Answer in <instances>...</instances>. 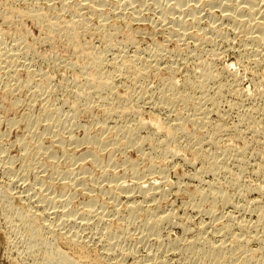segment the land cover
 Returning <instances> with one entry per match:
<instances>
[{"label":"rangeland","instance_id":"rangeland-1","mask_svg":"<svg viewBox=\"0 0 264 264\" xmlns=\"http://www.w3.org/2000/svg\"><path fill=\"white\" fill-rule=\"evenodd\" d=\"M128 1L102 0L101 7V0H0V264H106L99 238L110 228L118 247L135 252L124 264H149L151 256L214 264L185 251L198 235L230 247L234 236L243 244L247 238V250L264 254V220L257 223L264 213V47L253 45L251 18L264 14V0L249 2H261L259 12L248 6L245 17L239 14L247 18L243 26L237 9L250 0ZM180 17L186 31L177 34ZM142 120L148 125L136 132L139 140L126 145L125 134ZM173 120L178 127L168 131ZM155 179L151 195L139 194L136 182L150 188ZM116 180L131 185V199ZM131 200L144 202L134 224L125 219ZM65 201L78 212L66 229L52 213ZM157 213L169 219L150 233ZM82 220L89 225L82 228ZM58 250L59 260L52 257Z\"/></svg>","mask_w":264,"mask_h":264},{"label":"bare ground","instance_id":"bare-ground-1","mask_svg":"<svg viewBox=\"0 0 264 264\" xmlns=\"http://www.w3.org/2000/svg\"><path fill=\"white\" fill-rule=\"evenodd\" d=\"M89 1H91V0H89ZM93 1H95V0H92V2ZM129 1H131V0H129ZM128 1V2H129ZM134 1V0H133ZM160 1V0H159ZM183 1V0H182ZM221 1V0H220ZM219 1V2H220ZM63 2H64V0H63ZM69 2V1H68ZM99 2H100V0H99ZM99 2L98 3H96V4H98V5H95V6H100V4H102V6L101 7H103V2H104V0H103V2H102V0H101V2H100V4H99ZM127 2V1H126ZM176 2H179V3H176L177 5L178 4H181L180 3V0L179 1H176ZM204 2V1H203ZM242 2L243 1H241V4H242ZM249 2H251V0L250 1H248V4L246 5H239L240 7V9L238 10L237 9V12H238V19H240V20H238L239 21V23H238V21L236 20V18H235V20L237 21L236 23H238V25L240 26V25H242V21L243 20H247V18L246 19H243V17L241 18L240 16H242L244 13H245V10L247 9V8H251L252 10H255V11H257L258 9H261L262 7L260 6V4H261V2H259L258 1V3L257 2H254L255 3V5L254 4H251V3H249ZM87 3V2H86ZM105 3H106V0H105ZM157 3V2H156ZM183 3H184V1H183ZM182 3V4H183ZM191 3V2H190ZM213 3V2H212ZM245 3V2H244ZM258 4V6H259V8H258V6H257V4ZM38 4V3H37ZM124 4V3H123ZM128 4V3H127ZM130 5H131V2L129 3ZM175 4V5H176ZM238 4H240L239 2H238ZM238 4H237V6H238ZM249 4H251V5H249ZM89 5V4H88ZM92 5V4H91ZM90 5V6H91ZM162 5V4H161ZM177 5H176V7H177ZM228 5V4H227ZM95 6L93 7L94 9H92L93 11H96L95 9ZM126 6V5H125ZM229 6V5H228ZM249 6V7H248ZM262 6H263V4H262ZM89 7V6H88ZM92 7H90V8H92ZM160 7V6H159ZM158 7V8H159ZM162 7V6H161ZM180 7H181V5H180ZM261 7V8H260ZM99 8V7H98ZM136 8V7H135ZM173 8H175V7H173ZM172 8V9H173ZM177 8H179V7H177ZM196 8V7H195ZM212 8V7H211ZM235 8V7H234ZM264 8V7H263ZM262 8V9H263ZM38 9H40V8H38ZM100 9V8H99ZM102 9V8H101ZM131 9V8H130ZM180 9V8H179ZM179 9H177V10H179ZM250 9V10H251ZM91 10V11H92ZM132 10V9H131ZM235 10V9H234ZM249 10V9H248ZM33 11V10H32ZM134 11V10H133ZM138 11V10H137ZM136 10H135V12H137ZM139 11H140V9H139ZM138 11V12H139ZM174 11V13H175V10H173ZM222 11V10H221ZM224 11V10H223ZM247 11V10H246ZM75 12V11H74ZM99 12V11H98ZM186 12V11H185ZM188 12V11H187ZM226 12V11H225ZM229 12V11H228ZM237 12H235V14H231V16L232 15H236L237 14ZM252 11H250V13H251ZM257 12H259V10L257 11ZM26 13V12H25ZM122 13H123V11H122ZM133 13V12H132ZM160 13V12H159ZM195 13V12H194ZM253 13H254V11H253ZM32 14V13H31ZM31 14H29V15H31ZM52 14V13H51ZM78 14V13H77ZM115 14H116V12H115ZM120 14V13H119ZM188 14V13H187ZM225 14H227V13H225ZM229 14V13H228ZM239 14H241L240 16H239ZM248 15H249V12L247 13ZM28 15V14H27ZM193 15H196V14H193ZM245 15H246V13H245ZM33 16V15H32ZM34 16H38V15H36V14H34ZM41 15H39V17H40ZM74 16V15H73ZM80 16V15H79ZM180 16V15H179ZM201 16V15H200ZM229 16H230V14H229ZM233 16V17H234ZM244 16V15H243ZM250 16H251V14H250ZM254 16V15H253ZM253 16H251V18H252V20H253V23H254V26H252V33H254L253 35H254V37L252 38L253 40H252V42H254L253 43V45L255 44L256 45V47H264V14H262L261 15V12H260V15H259V17L257 16V15H255L254 17ZM257 16V17H256ZM261 16V17H260ZM42 17V16H41ZM40 17V18H41ZM61 17V16H60ZM166 18H168L167 16H165ZM164 17V19L166 20V18ZM185 17V16H184ZM193 17V16H192ZM208 17V16H207ZM232 17V18H233ZM236 17V16H235ZM245 17V16H244ZM249 17V16H248ZM37 18V17H36ZM88 18V17H87ZM134 18H136V17H134ZM174 18V17H173ZM181 19H179V20H181V21H175V23L173 24L174 25V31L178 34V33H180L181 31H183V27H184V31H186V27H185V25H183V23H181V22H184V21H182V17H180ZM194 18H196V17H194ZM193 18V19H194ZM228 18H231V17H227V19ZM250 18V17H249ZM248 18V21L250 20ZM56 19V18H55ZM74 19V18H73ZM175 19V18H174ZM234 19V18H233ZM232 19V20H233ZM13 20V19H12ZM137 20V19H136ZM164 20V21H165ZM176 20H177V18H176ZM235 20H234V22H235ZM251 20V21H252ZM66 21V20H65ZM77 21V20H76ZM172 21H173V19H172ZM193 21V20H192ZM247 21V22H248ZM190 22V21H189ZM195 22H198V20L197 21H195ZM246 22V21H245ZM69 23V22H68ZM166 23V22H165ZM171 23V22H170ZM194 23V22H193ZM243 23H244V21H243ZM250 23H252V22H250ZM52 24V23H51ZM246 24H249V23H246ZM246 24H245V26H246ZM165 25V24H164ZM169 24H167V26H168ZM187 25V24H186ZM192 25V24H191ZM199 25V24H198ZM237 25V26H238ZM250 25V24H249ZM252 25V24H251ZM189 26V25H188ZM243 26V25H242ZM248 26V25H247ZM246 26V27H247ZM58 27V26H57ZM73 27V26H72ZM172 27V26H171ZM190 27V26H189ZM232 27V26H231ZM88 28V27H87ZM168 28V27H167ZM250 27H248V29H249ZM74 29V28H73ZM248 29H247V31H248ZM59 30V29H58ZM157 30V29H156ZM172 30H173V28H172ZM199 30V29H198ZM251 30V29H250ZM72 32V31H71ZM189 32V31H188ZM169 33H170V31H169ZM205 33H207V31L205 32ZM249 33H251V31L249 32ZM173 34V33H172ZM185 34V33H184ZM191 34V33H190ZM189 34V35H190ZM195 34V33H194ZM221 34V33H220ZM175 35V34H174ZM197 35V34H196ZM252 35V34H251ZM250 34H249V36H251ZM178 36H180V35H178ZM194 36V35H193ZM198 36V35H197ZM200 36V35H199ZM198 36V37H199ZM214 36V35H213ZM249 36H248V38H249ZM183 37V36H182ZM196 37V36H195ZM178 38V37H177ZM180 38H181V36H180ZM191 38V37H190ZM249 39H251V37L249 38ZM181 40V39H180ZM226 40V39H225ZM229 42V41H228ZM196 43V42H195ZM198 43V42H197ZM194 45V44H193ZM200 45V44H199ZM157 48V47H156ZM256 50V49H255ZM76 51V50H75ZM163 51V50H162ZM258 52V51H257ZM256 52V53H257ZM260 52V51H259ZM261 53H263L262 51H261ZM261 53H259V55L261 54ZM169 54V53H168ZM256 55V54H255ZM254 55V56H255ZM258 55V54H257ZM122 56V55H121ZM258 60V59H257ZM253 61V60H252ZM142 63V62H141ZM156 63V62H155ZM71 64V63H70ZM85 65V64H84ZM140 65V64H139ZM11 66V65H10ZM2 67V66H1ZM4 67V66H3ZM147 67V66H146ZM158 67V66H157ZM118 68V67H117ZM8 69V68H7ZM150 70V69H149ZM29 72L31 71V70H28ZM176 71H177V69H176ZM175 71V72H176ZM173 72V71H172ZM211 72V71H210ZM15 74H17V72L15 73ZM155 74V73H154ZM18 77V76H17ZM100 77V76H99ZM32 78V77H31ZM92 78V77H91ZM175 79V78H174ZM196 79V78H195ZM95 80V79H94ZM137 80V79H136ZM139 80V79H138ZM18 81V80H17ZM109 81V80H108ZM164 81V80H163ZM14 82V81H13ZM172 83L171 84H173V81H171ZM202 84V83H201ZM137 85V84H136ZM142 85V84H141ZM170 85V84H169ZM198 85V84H197ZM31 86V85H30ZM35 86V85H34ZM98 86V85H97ZM138 86V85H137ZM174 86H175V84H174ZM104 87H105V85H104ZM106 87H107V85H106ZM110 87V86H109ZM108 87V90H111L110 88ZM144 87V86H143ZM169 87H171V85L169 86ZM10 88V87H9ZM98 88V90L99 91H101L100 90V88L101 87H97ZM174 88V87H173ZM40 89V88H39ZM106 89V88H105ZM97 90V89H96ZM98 90L96 91V92H98ZM95 91V90H94ZM102 91H104V90H102ZM101 91V92H102ZM162 91V90H161ZM33 92V91H32ZM95 92V93H96ZM215 92V91H214ZM110 93V92H109ZM177 93V92H176ZM222 93V92H221ZM97 94H99V92L97 93ZM120 94V93H119ZM131 95V94H130ZM178 95V94H177ZM87 96V95H86ZM105 96V95H104ZM102 97H103V95H102ZM139 97V96H138ZM140 98V97H139ZM139 98H138V100H139ZM182 98V97H181ZM180 98V99H181ZM185 98V97H184ZM130 99V98H129ZM132 99V98H131ZM130 99V100H131ZM137 99V98H136ZM143 99V98H142ZM178 99V98H177ZM81 100V99H80ZM211 100V99H210ZM217 100V99H216ZM144 101V100H143ZM183 101H184V99H183ZM18 102V101H17ZM162 102V101H161ZM80 103V102H79ZM128 103V102H127ZM16 104V103H15ZM138 104V103H137ZM91 105V104H90ZM97 105V104H96ZM203 105V104H202ZM72 106H73V104H72ZM150 106V105H149ZM27 107V106H26ZM91 107V106H90ZM124 107V106H123ZM208 108V107H207ZM108 109V108H107ZM139 109V108H138ZM222 109V108H221ZM83 110V109H82ZM199 110V109H198ZM203 110V109H202ZM206 111V110H205ZM118 112V111H117ZM209 112V111H208ZM77 113V112H76ZM137 113V112H136ZM202 113H203V111H202ZM29 114V113H28ZM139 114V113H138ZM201 114V113H200ZM206 115L205 116H207V112L205 113ZM211 115V114H210ZM47 116V115H46ZM186 116V115H185ZM201 116V115H200ZM209 116V115H208ZM159 117V116H158ZM170 117V116H169ZM174 117V116H173ZM202 117V116H201ZM46 118V117H45ZM140 118V117H139ZM171 118V117H170ZM169 118V119H170ZM177 118V117H176ZM57 119V118H56ZM126 119V118H125ZM175 119V118H174ZM178 119L179 120H181L180 119V116L178 117ZM178 119H176V120H178ZM185 119V118H184ZM248 119V118H247ZM36 120V119H35ZM39 120V119H38ZM50 120V119H49ZM48 120V121H49ZM52 120V119H51ZM64 120V119H63ZM140 120V119H139ZM178 120V121H179ZM172 121V120H171ZM174 121V120H173ZM177 121V122H178ZM141 123H140V126H138V127H135V128H133V127H131L132 129L130 130V133H128L129 135H127L128 137H126V134H125V138H126V141H129V142H126L125 143V140H123L124 141V143L126 144V145H129L128 143H130V146L131 145H133L132 143L134 142H136L137 140H139V139H137L136 138V132H138V130L140 129V127H142V126H144V125H148V124H146V123H144V121L142 120V121H140ZM151 122H153V121H151ZM156 122V121H155ZM159 122V121H158ZM158 122H156V123H158ZM170 122V121H169ZM176 122V123H177ZM200 122V121H199ZM204 122V121H203ZM30 123V122H29ZM48 123V122H47ZM47 123L46 124H44L45 126L47 125ZM165 123V122H164ZM31 124V123H30ZM48 124H52V122L51 121H49V123ZM149 124H150V122H149ZM159 124V123H158ZM158 124H154V125H158ZM169 124V123H168ZM167 124V125H168ZM170 124H173V126H169L168 127V131H173L174 129H175V127L177 126L176 124H175V121H174V123L173 122H170ZM174 124H175V126H174ZM182 123L180 122V125H181ZM184 124V123H183ZM205 124V123H204ZM210 124V123H209ZM150 125H152V124H150ZM166 125V126H167ZM29 126V125H28ZM153 126V125H152ZM160 126V125H159ZM162 126V125H161ZM160 126V128H164V127H161ZM199 126V125H198ZM224 126V125H223ZM262 126V125H261ZM54 127V126H53ZM104 127V126H103ZM153 127H155V126H153ZM178 127V126H177ZM177 127H176V129H177ZM181 127V126H180ZM202 127H203V125H202ZM219 127V126H218ZM47 128H49V126H47ZM52 128V127H51ZM51 128H49V129H51ZM156 128V127H155ZM160 128H158L157 127V129L156 130H160ZM167 128V127H166ZM165 128V129H166ZM182 128V127H181ZM55 129V128H54ZM223 129V128H222ZM251 129V128H250ZM45 130H46V128H45ZM86 130V129H85ZM162 130V129H161ZM178 130H179V128H178ZM180 130H183V129H180ZM261 130V129H260ZM68 131V130H67ZM168 131H166V132H168ZM187 131V130H186ZM216 131V130H215ZM220 131V130H219ZM56 132V131H55ZM58 132V131H57ZM71 132H72V130H71ZM176 132H178V131H176ZM176 132H174V134L176 133ZM261 132V131H260ZM67 133H70V132H67ZM111 133V132H110ZM179 133V132H178ZM184 133V132H183ZM216 133V132H215ZM259 133V132H258ZM27 134V133H26ZM57 134H59V133H57ZM56 134V135H57ZM63 134V133H62ZM138 134V133H137ZM167 134V133H166ZM172 134H173V132H172ZM220 134V133H219ZM254 134V133H253ZM55 135V133H54V135L53 136H56ZM66 135V134H65ZM171 135V134H170ZM181 135V134H180ZM61 136V135H60ZM69 136H70V134H69ZM188 136V135H187ZM205 136V135H204ZM56 137H58V136H56ZM171 137V136H170ZM176 137H177V135H176ZM203 137V136H202ZM69 138V137H68ZM72 138H74V137H72ZM89 138V137H88ZM135 138L137 139V140H135ZM59 139V138H58ZM62 139H65V138H63L62 137ZM62 139H61V142H60V139H59V142H60V144H62ZM71 138H69V140H70ZM128 139V140H127ZM213 139V138H212ZM57 140V139H56ZM69 140H68V143H70L69 142ZM72 140V139H71ZM76 140V139H75ZM87 140H89V139H87ZM98 140V139H97ZM119 140V139H118ZM118 140H116V141H118ZM135 140V141H134ZM116 141H115V143H116ZM123 141H122V143H123ZM165 141V140H164ZM208 141V140H207ZM25 142V141H24ZM23 142V143H24ZM64 142H67V141H64ZM73 142V141H72ZM82 142V141H81ZM84 142H86V140H84ZM91 142V141H90ZM89 142V143H90ZM95 142V141H94ZM120 142V141H119ZM161 142V141H160ZM22 143V142H21ZM54 143V142H53ZM74 143H75V141H74ZM80 143V142H79ZM114 143V144H115ZM207 143V142H206ZM39 144V143H38ZM137 144V143H136ZM249 144V143H248ZM24 145V144H23ZM22 145V146H23ZM41 145V144H40ZM64 145V144H63ZM116 145V144H115ZM124 145V144H123ZM169 145V144H168ZM202 145V144H201ZM118 146V145H117ZM42 147V146H41ZM73 147V146H72ZM38 148H39V146H38ZM64 148V147H63ZM94 148V147H93ZM200 148V147H199ZM66 149V148H65ZM140 149V148H139ZM171 149V148H170ZM197 149V148H196ZM1 150V149H0ZM64 150V149H63ZM91 150L93 151L94 149H92L91 148ZM153 150V149H152ZM89 151V150H88ZM95 151V150H94ZM93 151V152H94ZM109 151V150H108ZM225 151V150H224ZM91 152V151H90ZM93 152H91V154L93 153ZM167 152V151H166ZM262 152V151H261ZM4 153V152H3ZM31 153V152H30ZM259 153V152H258ZM64 154V153H63ZM89 154V153H88ZM91 154H89V155H91ZM94 154V153H93ZM92 154V155H93ZM96 154V153H95ZM94 154V155H95ZM163 154H165V153H163ZM218 154V153H217ZM83 155V154H82ZM81 155V156H82ZM91 155V157L93 158V156ZM199 155V154H198ZM220 155V154H219ZM85 156V155H84ZM83 156V157H84ZM86 156H88L87 154H86ZM85 156V157H86ZM115 156V155H114ZM205 156V155H204ZM83 157L81 158V159H83ZM88 158V157H87ZM222 158V157H221ZM224 158H226V154H225V157ZM231 158V157H230ZM217 159V158H216ZM42 160V159H41ZM85 160V159H84ZM93 160H94V158H93ZM165 160V159H164ZM219 160V159H218ZM225 160V159H224ZM112 161V160H111ZM127 161V160H126ZM213 161V160H212ZM221 161V160H220ZM243 161V160H242ZM110 162V161H109ZM164 162V161H163ZM213 164L214 163H217V162H212ZM164 164H165V162H164ZM222 164V163H221ZM99 165V164H98ZM215 165V164H214ZM6 166V165H5ZM173 166V165H172ZM210 166H211V164H210ZM216 167H217V169H218V166H217V164L215 165ZM228 166V165H227ZM7 167V166H6ZM48 167V166H47ZM216 167H213L214 169H216ZM259 167V166H258ZM8 168H10V166H8ZM88 168V167H87ZM220 168H222V167H220ZM43 169V168H42ZM166 169V168H165ZM213 169V170H214ZM115 170V169H114ZM212 170V171H213ZM229 170V168L227 169V171ZM9 171V170H8ZM12 171V170H11ZM68 171V170H67ZM138 171V170H137ZM137 171H135L134 169H133V171L132 172H135V174H136V172ZM215 172H218L219 170H214ZM260 171V170H259ZM20 172V171H19ZM90 172V171H89ZM231 173V172H230ZM73 174H75V173H73ZM123 174V173H122ZM135 174H133L134 176H135ZM163 174V173H162ZM232 174V173H231ZM70 175V174H69ZM80 176V175H79ZM120 176V175H119ZM126 177H127V175H125ZM124 176V177H125ZM157 176V175H156ZM233 176V175H232ZM65 177V176H64ZM117 177V176H116ZM132 177V176H131ZM135 177H137V176H135ZM139 177V176H138ZM163 177V176H162ZM235 177H236V175H235ZM239 177H240V175H239ZM77 178V177H76ZM114 179H115V177H113ZM112 178V179H113ZM120 178V177H119ZM141 178V177H140ZM140 178H138V179H140ZM233 178V177H232ZM237 178L238 177H236L235 178V181L237 182ZM12 179V178H11ZM116 179H118V178H116ZM129 179V178H128ZM137 179V178H136ZM161 179V178H160ZM163 179V178H162ZM167 179V178H166ZM13 180V179H12ZM79 180V179H78ZM119 180V179H118ZM118 180H116L117 181V183L115 182V185L119 188L118 190H120L121 191V195H126L125 197H127V198H130V197H132L133 195V192L132 193H130L131 191H130V187L129 186H131V185H126L125 183H127V182H118ZM121 180V179H120ZM165 180V179H164ZM43 181V180H42ZM115 181V180H114ZM135 182H136V180H134ZM138 181V180H137ZM149 181V180H148ZM157 181H159V180H157ZM157 181H156V179L155 180H151V181H149L150 182V188H145V186H143V187H141V185L139 184L140 182H142V181H140L139 183H135L136 184V186L139 188V190L137 189V191H139V194H140V190L142 191L141 192V194L143 193V195H144V197H146L147 195H149L150 193H151V191H153L154 192V190L155 189H157L158 188V186H156L157 185ZM167 181V180H166ZM144 182V181H143ZM217 182V181H216ZM113 183V182H112ZM132 183H133V181H132ZM231 183V182H230ZM42 184V183H41ZM143 184V183H142ZM164 184V183H163ZM74 185V184H73ZM114 185V184H113ZM165 185V184H164ZM227 185V184H226ZM101 186V185H100ZM135 186V185H134ZM135 186V189L133 188V186L131 187V189L133 188L135 191H136V187ZM231 186V185H230ZM260 186V185H259ZM126 187H129V191H127L128 189L126 188ZM42 188V187H41ZM260 188V187H259ZM101 189V188H100ZM107 189V188H106ZM117 189V188H116ZM127 189V190H126ZM132 189V191H134ZM212 189V188H211ZM214 189V188H213ZM108 190H110V189H108ZM117 190V191H118ZM224 190V189H223ZM115 191V190H114ZM157 191V190H156ZM155 191V192H156ZM162 191V190H161ZM215 191V190H214ZM257 191V190H256ZM6 192H7V190H6ZM16 192V191H15ZM152 192V193H153ZM158 192V191H157ZM199 192V191H198ZM210 192V191H209ZM212 192V191H211ZM216 192V194H217V192L218 191H215ZM220 192V191H219ZM223 192V191H222ZM252 192V191H251ZM0 193H1V188H0ZM116 193H118L119 194V192H116ZM130 193V194H129ZM4 194H5V191H4ZM7 194H8V192H7ZM43 194V193H42ZM41 194V195H42ZM137 194V193H136ZM158 194V193H157ZM213 194V193H212ZM221 193H219V195H220ZM226 194V193H225ZM241 194V193H240ZM1 195V194H0ZM46 195V194H45ZM45 195H44V197H45ZM146 195V196H145ZM151 195V194H150ZM205 195V194H204ZM203 195V196H204ZM223 195V194H222ZM12 196V195H11ZM17 196V195H16ZM135 196V195H134ZM202 196V195H201ZM215 195L213 194V197H214ZM217 196V195H216ZM223 196H225V195H223ZM222 196V197H223ZM29 197H31V196H29ZM41 197V196H40ZM43 197V198H44ZM70 197V196H69ZM118 197H119V195H118ZM117 197V198H118ZM136 197V196H135ZM220 197V196H219ZM27 198V197H26ZM47 198V197H46ZM134 198V197H133ZM151 198V197H150ZM149 198V199H150ZM215 198V197H214ZM41 199V198H40ZM131 199V198H130ZM143 199V198H142ZM156 199V198H155ZM205 199V198H204ZM215 199H217L218 200V198L216 197ZM224 199V198H223ZM46 200V199H45ZM144 200V199H143ZM147 200V199H146ZM203 200V199H202ZM225 200V199H224ZM48 201V200H47ZM128 201V200H127ZM133 200H131V203H129V204H127L126 205V208H125V210H126V212H127V214H128V216L126 217L125 216V219L128 221L127 223H131V224H134L135 223V221H136V219H137V214H139V211H141L143 208H144V202H143V204L142 203H138V202H132ZM150 201L152 202V199H150ZM214 201V200H213ZM216 201V200H215ZM42 202V201H41ZM119 202V201H118ZM226 202V201H225ZM68 202L67 201H65L64 202V204H63V207H62V210H60V208L56 211L55 210V212L53 211L52 213L53 214H55V218H56V221L58 222V226H60V227H64L65 225H69V224H71V225H74V221H75V219H76V217L74 218L73 216H75L78 212L76 211H74L73 210V208H69L68 207V204H67ZM145 203H146V201H145ZM148 203H150V202H148ZM215 203V202H214ZM98 204V203H97ZM85 205V204H84ZM94 205V204H93ZM146 205H148V204H146ZM145 205V206H146ZM152 205V204H151ZM194 205V204H193ZM229 205V204H228ZM89 206V205H88ZM150 206V205H149ZM212 206V205H211ZM117 207V206H116ZM153 207V206H152ZM151 207V208H152ZM212 207H214V206H212ZM236 207V206H235ZM58 208V207H57ZM101 208V207H100ZM148 208V207H147ZM150 208V209H151ZM90 209H92V208H90ZM90 209H89V211H90ZM160 209V208H159ZM212 209V208H211ZM238 209H240V208H238ZM250 209V208H249ZM60 210V211H59ZM77 210H78V208H77ZM93 210V209H92ZM118 210V209H117ZM148 211H149V209H147ZM215 210V209H214ZM253 210V209H252ZM84 211H85V209H84ZM84 211H82V212H84ZM89 211H87V212H89ZM94 211V210H93ZM119 211V210H118ZM153 211V210H152ZM261 211V210H260ZM87 212H85L86 213V215H88V217H89V213L87 214ZM147 212V211H146ZM23 213V212H22ZM90 213H92L91 211H90ZM94 213L96 214L97 212H95L94 211ZM108 213V212H107ZM142 213V212H141ZM163 213V212H162ZM18 214V213H17ZM16 214V215H17ZM25 214V213H24ZM27 214V213H26ZM81 214V213H80ZM125 214V213H124ZM158 214V213H157ZM169 214V213H168ZM18 215H23V214H18ZM50 215V214H49ZM103 215V214H102ZM152 215V214H151ZM156 215V214H155ZM27 216V215H26ZM26 216H23L24 217V219L26 218ZM53 216V215H52ZM80 216V215H79ZM93 216V215H92ZM96 216H97V214H96ZM106 216V215H105ZM113 216V215H112ZM230 216V215H229ZM20 217V216H19ZM22 217V216H21ZM22 217V218H23ZM28 218L30 217V216H27ZM33 217V216H32ZM35 217V216H34ZM54 217V216H53ZM78 217V216H77ZM83 217V216H82ZM81 216H80V218H82ZM86 218H87V216H85ZM84 217V218H85ZM91 217V216H90ZM89 217V218H90ZM94 217V216H93ZM153 217H154V214H153ZM214 217V216H213ZM224 217V216H223ZM21 218V219H22ZM43 218V217H42ZM47 218V217H46ZM84 218H82V219H84ZM100 218V217H99ZM142 218V217H141ZM151 218H152V216H151ZM155 218V219H154ZM153 219H154V221L153 220H151L152 222L149 224V226L147 227L149 230V232L151 233H154V232H157L158 231V229H159V227L161 226V224L162 223H164L165 221H168V219H169V217L167 216V215H159L158 214V216L156 215V217H154ZM232 218V217H231ZM259 218V220H258V222L257 223H259V222H262V220H264V213H262L261 212V214H260V217H258ZM27 219V218H26ZM25 219V220H26ZM54 219V218H53ZM79 219V218H78ZM95 219H98V217L97 218H95ZM147 219V218H146ZM15 220V219H14ZM23 220V219H22ZM24 220V221H25ZM87 220V219H86ZM100 220V219H99ZM98 220V221H99ZM101 220H102V217H101ZM125 220V221H126ZM12 221V220H11ZM89 221H90V219H89ZM105 221V220H104ZM125 221H123V222H125ZM143 221V220H142ZM87 221H80V223H83V224H81V227L84 225H87L88 223H86ZM147 222V221H146ZM218 222V221H217ZM240 222V221H239ZM246 222V221H245ZM12 223V222H11ZM77 223V222H76ZM92 223V222H91ZM95 223V222H94ZM107 223V222H106ZM149 223V222H148ZM175 223H176V221H175ZM242 223L243 222H241V226H242ZM26 224V223H25ZM113 224V223H112ZM126 224V223H125ZM131 224H129V225H131ZM172 224V223H171ZM218 224V223H217ZM251 224V223H250ZM89 225V224H88ZM120 225V224H119ZM170 225V224H169ZM226 225V224H225ZM224 225V226H225ZM234 225V224H233ZM238 225H239V223H238ZM239 225V226H240ZM55 226V225H54ZM83 226V227H84ZM95 226V225H94ZM146 226V225H145ZM202 226V225H201ZM200 226V227H201ZM230 226V225H229ZM232 226V225H231ZM14 227V226H13ZM33 227V226H32ZM59 227V228H60ZM69 227H71L70 225H69ZM78 227H79V224H78ZM82 227V228H83ZM108 227H110V226H108ZM128 227V226H127ZM126 227V228H127ZM207 227V226H206ZM49 228V227H48ZM55 228V227H54ZM65 229H66V227H64ZM80 228V227H79ZM121 228V227H120ZM143 228V227H142ZM199 228V227H198ZM241 228H243V227H241ZM244 228H245V226H244ZM61 229V228H60ZM69 229V228H68ZM128 229V228H127ZM138 229V228H137ZM184 229V228H183ZM225 229L228 231L230 228L228 227V226H225ZM232 229V228H231ZM255 229V228H254ZM17 230V229H16ZM15 230V231H16ZM28 230V229H27ZM34 230V229H33ZM40 231H41V229H39ZM39 230H37V231H39ZM50 230V229H49ZM51 230H52V228H51ZM61 230H63V229H61ZM80 230V229H79ZM79 230H77L76 232H74V234H73V236L74 237H71V238H75V237H77L78 236V233H79ZM104 230H106V229H104ZM117 230V229H116ZM115 230V231H116ZM188 230V229H187ZM213 230V229H212ZM246 230V229H245ZM67 231V232H66ZM68 231L69 230H65V232L66 233H68ZM71 231V230H70ZM100 231V230H99ZM128 231V230H127ZM126 231V232H127ZM230 232H231V230H229ZM52 232V231H51ZM50 232V233H51ZM56 232V231H55ZM54 232V233H55ZM104 232H106V233H104V235H102L99 239H100V241H102L103 243H104V247H105V254H102L103 256H105L104 258V262H106L107 261V263L106 264H124V260L127 258V257H131V256H134V258L136 257L135 256V252H133V251H131L129 248V250H126V247H125V249H124V246H123V248L122 247H118V244H119V239H118V241H117V239H116V241L118 242H115V240L113 239V237H114V231H113V229H108L107 231H104ZM123 232H124V230H123ZM145 232V231H144ZM159 232V231H158ZM157 232V233H158ZM234 232V231H233ZM38 233V232H37ZM41 232H39V236L40 235H43V233L42 234H40ZM53 233V232H52ZM64 232L62 231V234H63ZM65 233V234H66ZM70 233V232H69ZM136 233V232H135ZM156 233V234H157ZM186 233V232H185ZM226 233V232H225ZM65 234H64V236H65ZM128 234V233H127ZM227 234V233H226ZM231 234V233H230ZM70 235H72V234H70ZM122 235V234H121ZM222 235V234H221ZM234 235V234H233ZM63 236V235H62ZM115 236H117V235H115ZM126 236V235H125ZM125 236H124V238H125ZM130 236V235H129ZM152 236V235H151ZM154 236H155V234H154ZM158 236V235H157ZM162 236V235H161ZM161 236H159V237H161ZM237 236V235H236ZM79 237V236H78ZM198 237L199 238H194V239H192V240H190V239H187V240H189L188 241V243L187 244H185L186 245V250L185 251H187L189 254H191L193 257H198V259H195V260H199V259H203V260H206V261H208V262H210V263H214V264H264V254L263 255H261V256H258L257 257V255H255L254 253H252L253 251H251V249H250V251H249V249L247 250V248L245 247V245L244 244H246V241H248L247 240V238H246V240H245V243L243 244V242L242 243H240V241L242 240H239L238 238H236L235 236H234V238H235V241L233 242V243H235L234 245H232L231 247L229 246V245H227V244H225L226 242L224 241V240H220L219 242L220 243H215L214 241H211L212 239H209V238H205V236H199L198 235ZM220 237H222V236H220ZM239 237V236H238ZM64 238V237H63ZM66 238V237H65ZM80 238H81V236H80ZM119 238V237H118ZM40 239H42V238H40ZM62 239V238H61ZM70 239V238H69ZM221 239V238H220ZM244 239H245V236H244ZM262 239V238H261ZM37 240V239H36ZM44 240H46V239H44ZM63 240V239H62ZM67 239H65L64 241H66ZM160 240V239H159ZM215 240V239H214ZM219 240V239H218ZM43 240H40V242L39 243H41V246L43 245V246H45V248L48 246H46V244L47 243H43L42 242ZM70 242H71V239L69 240ZM69 241H67V242H69ZM72 241H76V240H72ZM77 241H79V240H77ZM185 241V240H184ZM242 241H244V240H242ZM47 242V241H46ZM99 242V241H98ZM163 242V241H162ZM216 242H218V241H216ZM261 242H262V244H264V239L263 240H261ZM76 242H74V244H75ZM173 243V242H172ZM178 243V242H177ZM177 243H175V246H176V244ZM180 243V242H179ZM178 243V244H179ZM232 243V242H231ZM77 244H78V242H77ZM164 244V243H163ZM162 244V245H163ZM174 244V243H173ZM180 244H182V243H180ZM81 245V244H80ZM120 245V244H119ZM170 245V244H169ZM168 245V246H169ZM183 245V244H182ZM181 245V246H182ZM173 246V245H172ZM180 246V247H181ZM184 246V245H183ZM247 246V245H246ZM264 246V245H263ZM29 247V246H28ZM49 247V246H48ZM80 247V246H79ZM161 247V246H160ZM42 248V247H41ZM120 248H122V249H120ZM159 248V247H158ZM177 248V247H176ZM184 248V247H183ZM134 249V248H133ZM160 249H162V248H160ZM169 249V248H168ZM179 249V248H178ZM264 249V248H263ZM49 250V249H48ZM56 250V249H55ZM54 250V251H55ZM253 250V249H252ZM54 251H52V252H54ZM162 251V250H161ZM171 251V250H170ZM173 251V250H172ZM6 252V251H5ZM63 252V251H62ZM62 252H60L59 250H58V252H55V254L54 255H52V257H54V258H57L58 256H60V257H63V255H61V254H63ZM155 253V252H154ZM168 254V253H167ZM51 255V254H50ZM97 255V254H96ZM181 255V254H180ZM190 255V256H191ZM100 256V255H99ZM45 257V256H44ZM51 257V256H50ZM147 257V256H146ZM154 257H156V256H154ZM154 257H150V259L148 260L149 261V264H166L163 260H162V258H161V261H159L158 260V262L156 261H154ZM159 257V256H158ZM46 258V257H45ZM64 258V257H63ZM101 258V257H100ZM188 258H190V257H188ZM187 258V259H188ZM58 259V258H57ZM88 259V258H87ZM96 259V258H95ZM107 259V260H106ZM158 259H160V258H158ZM193 258H192V260H194ZM59 260V259H58ZM106 260V261H105ZM145 260V259H144ZM147 260V259H146ZM155 260H156V258H155ZM165 260V259H164ZM78 261V260H77ZM85 261V260H84ZM101 261V260H100ZM163 261V263H161ZM183 261V260H182ZM14 262V261H13ZM74 262V261H73ZM87 262V261H86ZM142 262V261H141ZM141 262L139 261V259H138V261H136V264H141ZM173 262V261H172ZM190 262V261H189ZM46 263H47V261H46ZM51 263V262H50ZM79 263V262H78ZM81 263V262H80ZM79 263V264H80ZM89 263V262H88ZM101 263V262H100ZM103 263V262H102ZM168 263V262H167ZM182 263V262H181ZM194 263V262H193ZM65 264V263H64ZM67 264V263H66ZM73 264H75V262L73 263ZM76 264H77V262H76ZM84 264V263H83ZM144 264V263H143Z\"/></svg>","mask_w":264,"mask_h":264}]
</instances>
